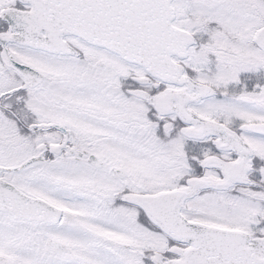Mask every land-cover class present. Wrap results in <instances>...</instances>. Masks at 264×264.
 <instances>
[{
  "label": "snow or ice",
  "instance_id": "1",
  "mask_svg": "<svg viewBox=\"0 0 264 264\" xmlns=\"http://www.w3.org/2000/svg\"><path fill=\"white\" fill-rule=\"evenodd\" d=\"M0 264H264V0H0Z\"/></svg>",
  "mask_w": 264,
  "mask_h": 264
}]
</instances>
